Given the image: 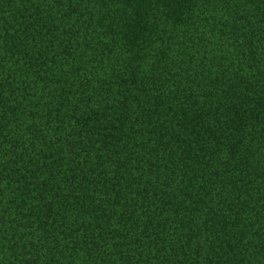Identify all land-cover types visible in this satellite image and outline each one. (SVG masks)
<instances>
[{"label":"trees","instance_id":"obj_1","mask_svg":"<svg viewBox=\"0 0 264 264\" xmlns=\"http://www.w3.org/2000/svg\"><path fill=\"white\" fill-rule=\"evenodd\" d=\"M0 264H264V0H0Z\"/></svg>","mask_w":264,"mask_h":264}]
</instances>
